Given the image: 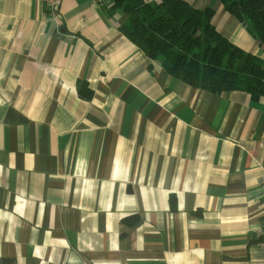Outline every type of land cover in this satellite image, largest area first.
Returning <instances> with one entry per match:
<instances>
[{
  "label": "crops",
  "instance_id": "crops-1",
  "mask_svg": "<svg viewBox=\"0 0 264 264\" xmlns=\"http://www.w3.org/2000/svg\"><path fill=\"white\" fill-rule=\"evenodd\" d=\"M103 3L0 0V264H264V96L173 77Z\"/></svg>",
  "mask_w": 264,
  "mask_h": 264
},
{
  "label": "trees",
  "instance_id": "trees-1",
  "mask_svg": "<svg viewBox=\"0 0 264 264\" xmlns=\"http://www.w3.org/2000/svg\"><path fill=\"white\" fill-rule=\"evenodd\" d=\"M220 1L264 52V0ZM110 2L111 7L103 3L102 8L110 18L124 16L119 31L173 77L218 95L239 90L254 101L264 96V58L219 32L213 8L198 9L186 0ZM78 94L84 100L92 98L87 81H79ZM252 241L264 242V236Z\"/></svg>",
  "mask_w": 264,
  "mask_h": 264
},
{
  "label": "built area",
  "instance_id": "built-area-1",
  "mask_svg": "<svg viewBox=\"0 0 264 264\" xmlns=\"http://www.w3.org/2000/svg\"><path fill=\"white\" fill-rule=\"evenodd\" d=\"M48 6L52 12H56L57 6L61 3V0H47Z\"/></svg>",
  "mask_w": 264,
  "mask_h": 264
}]
</instances>
